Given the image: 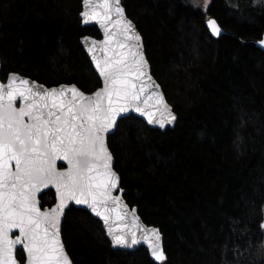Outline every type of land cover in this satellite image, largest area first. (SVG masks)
Masks as SVG:
<instances>
[{
    "label": "trees",
    "instance_id": "obj_1",
    "mask_svg": "<svg viewBox=\"0 0 264 264\" xmlns=\"http://www.w3.org/2000/svg\"><path fill=\"white\" fill-rule=\"evenodd\" d=\"M122 3L178 118L162 131L129 115L108 144L125 199L163 234L165 259L114 249L102 223L71 206L62 237L74 264H264V0ZM81 11L82 0H0L2 79L15 71L48 86H101L80 43L100 31L82 25ZM41 198L51 204L54 192Z\"/></svg>",
    "mask_w": 264,
    "mask_h": 264
},
{
    "label": "snow or ice",
    "instance_id": "obj_2",
    "mask_svg": "<svg viewBox=\"0 0 264 264\" xmlns=\"http://www.w3.org/2000/svg\"><path fill=\"white\" fill-rule=\"evenodd\" d=\"M84 3L90 9L82 13L84 23H106L111 20L113 9L125 20L120 0H84ZM208 26L214 35L220 34L215 20H209ZM122 34L124 41H117L113 55L96 61L103 87L90 96L74 85L51 90L33 86L16 74L7 83H0V264H17V245L27 254L26 264H71L59 240V219L68 200L88 205L106 224L110 213L116 211L109 207V202H119V197L112 196L119 177L111 169L105 133L130 108L147 116L149 122L154 119L151 112L136 103L146 91L142 77L147 74V62L140 36L127 20ZM114 37L115 34L108 35L104 43H111ZM128 41L136 43L129 45ZM92 44L95 46L96 42ZM156 95L158 103L163 104V96ZM17 98L24 102L19 109L15 107ZM164 108L171 116L166 104ZM157 123L164 126L163 120ZM57 160L66 161L68 170L58 171ZM49 185L56 188L60 202L51 211L42 212L36 196ZM14 229L19 235L12 239ZM113 233L109 226V235ZM113 238L122 246L139 243L135 233L130 241L124 235ZM145 239L153 241L149 245L153 257L163 261L159 231L147 230Z\"/></svg>",
    "mask_w": 264,
    "mask_h": 264
},
{
    "label": "water",
    "instance_id": "obj_3",
    "mask_svg": "<svg viewBox=\"0 0 264 264\" xmlns=\"http://www.w3.org/2000/svg\"><path fill=\"white\" fill-rule=\"evenodd\" d=\"M120 6L124 10L125 20L132 22V24L134 25V28H135V32L138 33L140 36V44L142 45L143 57H144V60L147 62V66H146L147 67V74L144 77H142L146 91L141 93V99H140V101H138L136 103H138L141 108H144L145 111L151 112L153 114L154 119L152 120V122H149V118L147 116L141 114V112L135 111V109H133V108H130L127 112L121 113L117 117L114 127L111 128L107 133H105V145H106L108 152L111 154V158H112L111 159V169L119 177L118 186L116 189H114L112 191V196L113 197H119L120 199H119L118 204H112L111 202H109V207L115 208L116 211H112L110 213V220H109L108 224H106L100 216L96 215L95 212L88 205L78 204L74 200H68L66 202V206L64 207L63 213L59 219V240L62 243L64 250L69 257L71 264H74V262H73L72 257L70 256L67 248H66L65 242H64L63 237H62V227H63L65 215H66L67 210L71 206H75L77 208L85 209L93 217L97 218L102 223L106 237L109 239V241H110V243L114 249H126L129 251H133V250L138 249L141 246H144L147 248L150 255L153 257V255L151 254V248L149 246L150 243L153 241L146 240L145 239V233L147 230L157 229L159 231V235H160L159 243L163 249V253H165L164 252L163 234L161 233L160 229L154 225H148L147 223H145L143 221L142 217L140 216V214L138 213L137 208L135 206L132 207L127 202V200L125 199V197L123 195L124 190L121 188V177H120L119 172L115 168V157H114L113 152L111 151V149L109 147L108 138L111 134H113L117 130L120 119L127 117L129 115H135V116L141 118L142 120H144L148 124V126H150L151 128L160 129L162 131L166 130L167 128H173L176 125L178 116H177L176 112L173 110V106L168 101L161 84L159 83V81L156 79V77L152 73V66H151L150 61L147 57L146 49H145V45H144V39H143V36H142L140 30L138 29V27H137L136 23L133 21V19H131V17H129V15L126 11V7L122 3V0H120ZM85 11H90V9L85 6L84 0H82V11L80 12V18L82 20V25L83 26H97V28L100 31L101 36L96 37V36H93L90 34H86V35L81 37L80 43H81L82 47L84 48L85 53L87 54L88 58L90 59L94 70L96 71L97 75L99 76V78L101 80V86H99L97 89H95L92 92L84 91L75 83H61V84H57V85L48 86L44 83H41L40 81H38L36 79H33L27 75H23L19 72H15V71L8 73L6 79L3 80L2 75H1V73H2L1 57H0V83H7L8 80L10 79V77L13 74H16L23 79L29 80L31 85L42 86L44 89H48V90H51L53 88L58 89L61 86L71 87L74 85L77 89H79L81 92H83L86 96H90V95L94 94L96 91H98L99 89H101L103 87V78L100 75V72L96 67V61L97 60L103 61V59L105 58V55L111 57L113 55V50L116 49L117 41H119V42L124 41V36L122 34V28L124 26L125 20H121L120 17L116 14L115 9H113V11L111 13L112 18H111V20H108L106 23L97 22V21H91L89 23H84L83 22L84 17L82 16V13ZM97 11L103 12V9H97ZM117 20H120V23L117 24L116 23ZM209 20H215L217 22V24L219 25V28H220V34L219 35H214L212 33L211 29L208 26ZM206 26H207L209 32L211 33V35L214 37H220L221 35H223L226 32V30L220 25V23L214 17H210L206 20ZM106 29H109L110 32L106 31ZM111 34H115L114 40L111 43L106 45L104 43L106 40V37L108 35H111ZM93 41L96 42L95 46H93V44H92ZM262 41H264V33H263L262 37L257 41V45L261 49L264 50V43H262ZM135 43H136L135 41H128L129 45H132ZM90 48H91V51H89ZM132 50L135 51L136 49L133 48ZM148 77H150V79ZM156 94H160L163 96V101H164L163 104L158 103L159 97ZM148 97H151V98L149 99ZM145 101H147L146 104H145ZM164 104H166L168 106V109H170L171 116L175 117L174 120H171V116L169 115V112L165 110ZM23 106H24V102L22 101V99L17 98V100L15 101V107L19 109L20 107H23ZM25 120H26V122H28L27 118H25ZM159 120L164 121L163 127H161L160 124L157 123V121H159ZM169 121H171V122H169ZM60 165H64V167L61 168ZM68 167H69V165L67 164L66 161L57 160L56 168L58 171H67ZM13 170H14V166H13ZM51 189L54 190V192H55V203L51 206H48V205L42 206L41 195L44 192H47ZM36 198L39 201L38 207L40 208V210L42 212L51 211L52 209L56 208L57 204H59V202H60L59 194H58L56 188L54 186H51V185H49V187H47V188H42L41 191L37 193ZM117 213H120L119 217L117 216ZM120 217H122V218H120ZM109 226H111L114 229L113 235H124L127 239H129V241L132 238V234L135 233L136 239L139 241V243L134 244L131 247L116 244L114 241L113 235H109ZM117 229H118V231H116ZM148 234H149V236L151 235L150 232ZM17 235H19V232H18V230L14 229L12 231V233L10 234V237L12 239H15V237ZM18 250H23L21 245H17L16 250H15V259L17 261V264H26V256H27L26 252L23 250V252L25 253V260H24V262H21L17 256Z\"/></svg>",
    "mask_w": 264,
    "mask_h": 264
},
{
    "label": "rangeland",
    "instance_id": "obj_4",
    "mask_svg": "<svg viewBox=\"0 0 264 264\" xmlns=\"http://www.w3.org/2000/svg\"><path fill=\"white\" fill-rule=\"evenodd\" d=\"M210 3V0H198V4L203 8L205 9L208 4Z\"/></svg>",
    "mask_w": 264,
    "mask_h": 264
},
{
    "label": "flooded vegetation",
    "instance_id": "obj_5",
    "mask_svg": "<svg viewBox=\"0 0 264 264\" xmlns=\"http://www.w3.org/2000/svg\"><path fill=\"white\" fill-rule=\"evenodd\" d=\"M60 167L62 168V167H64V165H60ZM49 191H53V192H54V190H52V189L49 190ZM44 193H45V192H44ZM44 193H43V194H44ZM43 194H42V195H43ZM42 195H41V197H42ZM41 199H42V198H41ZM54 203H55V192H54V202L51 203V204H47V205H48V206H51V205H53ZM45 206H46V205H45Z\"/></svg>",
    "mask_w": 264,
    "mask_h": 264
}]
</instances>
